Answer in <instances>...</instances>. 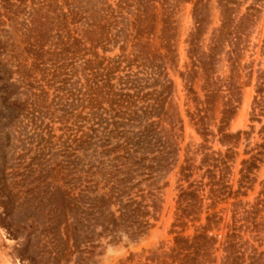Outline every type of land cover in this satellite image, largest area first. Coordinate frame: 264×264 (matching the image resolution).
Masks as SVG:
<instances>
[{
	"label": "trees",
	"instance_id": "trees-1",
	"mask_svg": "<svg viewBox=\"0 0 264 264\" xmlns=\"http://www.w3.org/2000/svg\"><path fill=\"white\" fill-rule=\"evenodd\" d=\"M180 1L40 0L26 29L32 37L26 52L33 63L27 66V59L17 62L16 71L12 66L9 70L0 67V101L5 113L2 119L11 118L14 106L10 104L19 102V98L11 100L12 93H16L12 90L16 86L12 81L14 73L20 74L19 81L27 89L37 73L43 83L40 84L42 94L36 98H42L43 106L47 105L49 90L45 87L54 88L55 103L49 105L61 107L55 117L62 127L73 132L69 146L62 150L63 159H56L55 152L45 153L48 141L43 149L39 147L40 152L30 156L29 168L21 174L23 185L27 186L32 177L31 181L38 180L43 187L27 186L25 192L22 191L29 199L18 204L15 198H20V191L13 188L18 182L10 185L11 173L7 171V168L14 170L15 151L0 156V205L3 208L0 223L10 234L24 238L18 250L21 258L30 264H62L63 261L94 264L102 238L120 240L126 235L138 240L152 227L151 219L159 209L158 197L152 189L141 185L143 182L150 186L156 184L176 164L178 148L174 147L173 132L176 127H182L180 113L176 107L172 110L175 86L166 66L171 59L169 54L173 53L171 11L173 3ZM259 1L253 0L242 13L240 0H218L221 23L211 31L206 47L202 41L210 26L208 0H196L194 5V27L187 41L191 67L181 75L187 80V77L193 79L203 74L208 102L219 94L221 87L226 91L218 134L221 144L228 148L224 153H205L202 159V163L208 165L206 171L210 174L211 198L214 199L225 195V185L221 184L224 171L229 168L233 148L246 133L231 132L228 126L236 114L235 103L240 100L241 88L235 74L246 38L260 11ZM158 16L163 22L166 55L150 54L146 43L141 41L154 30ZM129 45L135 48L130 54L108 57L99 53L100 49L106 52L116 46L124 52ZM221 55L230 62V75L218 80L220 85L217 86V81L211 77ZM119 71L124 73L119 74ZM256 91L260 98L256 96L255 103L264 111V70L260 71ZM199 121L203 131L206 130L204 117ZM247 162L243 160V164ZM188 169L183 167L182 170L185 179L189 176ZM217 171L222 175L217 176ZM201 203L197 189H182L178 198V225H185ZM19 208L26 213L23 219L35 213L36 220L42 222L38 233L34 223L20 224L16 217ZM258 210L255 206L243 211L251 214ZM217 218L222 217L216 212L208 215L202 230L192 237L176 236L171 253L153 251L146 259L156 264L169 260L173 264H213L216 258L211 249L217 238L209 236L208 231L219 223ZM13 222L18 224L14 230ZM236 230L228 234L223 243L226 254L222 264H264V252L255 250L246 256L241 250L244 243L235 239L240 237ZM133 256L128 261H133Z\"/></svg>",
	"mask_w": 264,
	"mask_h": 264
},
{
	"label": "rangeland",
	"instance_id": "rangeland-1",
	"mask_svg": "<svg viewBox=\"0 0 264 264\" xmlns=\"http://www.w3.org/2000/svg\"><path fill=\"white\" fill-rule=\"evenodd\" d=\"M40 0H0V67L12 66L17 70V62H24L27 59V66H31L33 60L26 52L28 46L29 31L27 24L32 21V14L38 6ZM59 1V0H58ZM196 0H182L179 3H173L174 10L171 11L172 29L170 33V45L173 53H170V60H167V72L169 78L174 82V90L171 96L172 110L176 107L182 119V127L175 128L173 132L174 147L178 148L177 162L173 165L170 172L159 179L154 185L147 182L142 183V187L153 190L158 197L159 209L155 218H152V227L140 239L132 240L128 236H123L120 240L111 238H102L100 246L97 248L96 262L101 260V247L110 241H120L126 245L123 253V259L120 264H156L146 259V256L155 251L159 254L171 253L175 245L176 236L192 237L207 222V216L212 213H218L222 218H217L219 223H214L213 229L208 231L209 236H215L217 241L211 249L212 256L216 258L213 264H222L225 251L223 243L227 235L234 232L240 235L242 243L241 250L246 256L264 252V111L255 103V97L260 98L257 93V84L260 71L264 70V0L257 3L259 6L258 17L252 28V32L246 38V47L240 60V66L235 74L237 85L240 86V100L236 101V114L230 121L229 131H245L241 136L239 143L233 148V156L229 159V168L224 171V180L221 184L225 185V195L217 198H211V187L209 184L210 174L207 170V164L202 163L205 153L214 155L218 152H226L228 146H224L219 141L218 127L221 124L222 110L226 100V91L221 90L219 94L208 102L207 89L204 88L205 77L199 74L196 78L187 80L181 75L191 67V60L188 56V36L194 27L193 10ZM241 12L253 0H240ZM210 14V26L206 35L203 36L202 44L204 47L209 42L211 31L221 23V12L218 0H208L206 8ZM163 22L158 16L154 20V30L141 38L146 43V49L153 53L161 55L168 54L163 45L162 37ZM135 51L133 45H129L123 52L122 48L116 46L109 51L99 53L108 57L130 54ZM123 65H126L124 62ZM136 68H134L135 70ZM124 70V68H122ZM6 78L9 76V71ZM124 71H119L123 74ZM34 73L31 82L32 86L26 88L19 81L20 74L15 72L13 80L16 86L12 88L11 100L19 98L17 104L11 110V118H4L5 113L1 110L0 101V156L9 151L12 154L15 151L14 170L7 168L10 174L8 182L13 186L14 191H20V198H15L16 204L27 200L25 190L27 186L42 184L38 180L31 181L26 186L23 185L22 175L29 168V162L32 155L40 152L39 147L45 144V153L55 152L56 159H63L64 147L69 146L73 132L66 130L65 126L58 121L56 113L58 108L55 103L54 88L49 87L47 96V105L43 106L42 98L37 99L36 95H41L40 89L41 77ZM230 75V62L225 55H221L216 68L212 74L211 80L218 82L225 80ZM192 89L189 90V87ZM213 89L214 86L211 85ZM209 90H212L208 87ZM223 89H225L223 87ZM225 95V97H223ZM43 99L45 95L42 96ZM37 99V100H36ZM25 106H23L22 104ZM256 107V108H255ZM256 111H255V110ZM54 121L52 122V118ZM204 117L203 131L199 118ZM12 120V123L11 121ZM168 126V123H165ZM64 128V129H63ZM66 132V133H65ZM203 132L206 134L202 135ZM47 138H50L51 141ZM9 142V143H8ZM59 153V154H58ZM19 154H26L25 157ZM243 160H248L243 164ZM183 167L189 168L188 178L182 175ZM248 168L250 171H247ZM222 175L217 171V176ZM29 181V180H28ZM43 187V186H42ZM197 189L202 203L196 212L190 216V219L183 226L178 225V198L182 189ZM24 192H23V191ZM240 190V191H238ZM23 192V193H22ZM32 192V191H29ZM23 194V195H22ZM263 201L258 204V202ZM215 202V203H214ZM238 204L234 205L233 203ZM214 203V205H210ZM257 206V212L246 214L243 210H250ZM3 208L0 205V214ZM18 209L16 216L20 224L25 225L29 222L37 226V233L42 228V222L37 221L35 213L29 219H23L25 212ZM18 226L13 222L12 229ZM237 226V227H235ZM240 226V227H239ZM242 238V239H241ZM35 237H32L31 247H34ZM24 238L10 234L8 229L0 223V264H30L28 260L21 258L18 248L22 247ZM133 257V261L128 258ZM165 255V254H164ZM212 257V258H213ZM163 263L165 260L160 259ZM62 264H74L73 261ZM164 264H173L171 260Z\"/></svg>",
	"mask_w": 264,
	"mask_h": 264
},
{
	"label": "clouds",
	"instance_id": "clouds-1",
	"mask_svg": "<svg viewBox=\"0 0 264 264\" xmlns=\"http://www.w3.org/2000/svg\"><path fill=\"white\" fill-rule=\"evenodd\" d=\"M126 245H122L120 241H110L101 247V260L97 264H120L124 258L123 253Z\"/></svg>",
	"mask_w": 264,
	"mask_h": 264
}]
</instances>
